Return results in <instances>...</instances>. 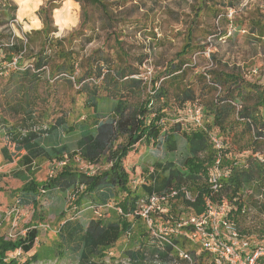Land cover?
I'll list each match as a JSON object with an SVG mask.
<instances>
[{"label":"trees","instance_id":"trees-1","mask_svg":"<svg viewBox=\"0 0 264 264\" xmlns=\"http://www.w3.org/2000/svg\"><path fill=\"white\" fill-rule=\"evenodd\" d=\"M64 1L67 0H48L39 8L37 16L43 28L26 33L28 44L15 36L13 41L11 36L0 34V75L6 72L3 63L13 67L9 69L4 88L6 104L11 113L22 114L26 121L21 126L0 122V142L5 141L0 152L6 164L18 160L15 175L23 185L12 195L19 199L20 207L31 206L34 212L25 236L9 242L0 237V264H6L12 254L17 255L19 251L28 254L35 248L40 237L38 224L49 214L47 203L58 194L76 196V207L82 204L86 209H93L96 215L88 225L75 216L58 217L61 219L57 232L59 247L67 256L65 259L73 264H106V259H111L110 252L124 238L129 249L110 264H135L136 261L152 264L156 258L169 261L176 250L152 237L146 221L138 213L142 202L147 203L151 196L161 197L173 191L178 195L172 204L182 199L192 212L186 218L202 214L208 201L227 203L232 208L230 222L242 235L253 239L242 224L251 213L264 221L263 75L255 61L243 65L223 63L211 52L212 66L202 69L191 63L190 58L209 46L197 42L208 34L200 28L204 17L218 20L223 28L219 37H226L231 27L234 36L245 32L250 47L264 51V9H248L244 7V0H193L187 15L190 20L181 33L184 36L181 50L156 72L148 85L139 71L124 60L123 41L119 36L114 39L117 48L113 49L125 65L106 64L100 53L105 54L104 48L90 56L82 49L94 41L84 33L88 28L93 32L94 28L100 29L112 38L117 28L138 26L143 19L147 26L149 19H129L133 14H126L127 0H72L82 9L80 26L62 39L51 35L57 30L52 29L51 17ZM145 1L158 6L177 0ZM91 9L96 16L91 15ZM134 9L140 10L136 6ZM17 10L11 0H0V27L15 20ZM32 34L41 35L43 42L40 50L33 53L30 64L23 66L20 59L31 48ZM152 36L156 39L155 33ZM75 39H80L79 49ZM46 78L49 81L64 78L70 84L74 81L79 87L78 94L84 98L87 118L74 125L80 130L75 150L64 142L63 119L59 117L51 125L37 122L36 96ZM189 106L201 110L202 120L199 125L194 122L185 129L179 120L180 112ZM62 116L66 117L67 113ZM212 137L221 141V149L214 146ZM45 139L52 140L53 147H41ZM150 147H159L174 159L156 163L149 183L137 192L133 190L127 164L142 149ZM77 158L105 168L97 167L96 174L88 175L79 170ZM218 158L229 176L222 181L221 189L213 192L209 178ZM43 160L55 162L56 166L50 177L39 181L32 166ZM248 194L253 197L246 199ZM254 196L261 200L255 201ZM172 204L166 213L151 214L156 224L175 223L183 218L173 213ZM106 207L109 209L103 213ZM258 232L263 239L264 225ZM15 262L11 260V264ZM200 264L213 263L203 254Z\"/></svg>","mask_w":264,"mask_h":264},{"label":"rangeland","instance_id":"rangeland-1","mask_svg":"<svg viewBox=\"0 0 264 264\" xmlns=\"http://www.w3.org/2000/svg\"><path fill=\"white\" fill-rule=\"evenodd\" d=\"M13 4L18 7L16 13V19L10 21L8 25L0 27V34L3 36H11L13 41L19 39L24 43H27L26 33L38 31L43 28L42 22L37 16V11L48 0H11ZM126 14L132 15L129 19L138 20L140 18H148L147 26L146 20L143 19L142 23L138 26H130L128 28L119 27L115 30L112 38L109 37V33L103 32L100 29L88 28L86 33L92 36L94 41L88 44L82 51L85 55H92L94 52L104 48L105 54L101 51V55L106 59V64L113 62V65L126 63L137 69L140 73V77L144 82L148 83L154 77L157 71H161L163 66L170 60H172L176 53L179 52L183 45V31L186 22L190 19L187 15L190 13L189 5L193 0H177L175 2L169 1V3L154 6L153 3L145 0H127ZM140 8L139 12L134 8ZM244 7L262 8L264 9V0H244ZM153 11V12H152ZM95 13L91 9V15ZM82 9L79 4L73 3L72 0L60 3V8L56 12H53L51 19L53 20V28L57 30L51 35L58 38H68L75 30L79 29L81 22ZM96 16V15H92ZM133 17V18H131ZM131 20V21H132ZM2 18L0 16V22ZM200 28L206 29V38H200L197 42L202 44H208L206 51L197 52L190 58L191 63L196 64L199 68L207 69L212 66L210 61V53L217 54V59L223 63L243 65L249 61L257 62V67L262 73V82H264V51L257 47H250V43L245 39V32H241L238 36L233 35L231 27L226 37H219L222 27L218 25V20L213 17H204ZM152 33L156 34V39L153 38ZM213 33H218L212 35ZM14 36L16 39H14ZM119 36L120 41H123L124 48V60L120 59V54L113 48H117L114 45V39ZM231 36V39L229 37ZM84 40V38H81ZM3 42H7L3 39ZM42 36L32 34L30 39V49L28 53L22 57L23 66H28L33 59V53L40 50L42 45ZM77 49L80 48V39H75ZM97 55H100L97 53ZM4 55L1 56L3 58ZM15 58V60H17ZM2 67L6 69L4 74L0 75V122L6 125H23L26 123L25 118L21 115L13 114L9 111L4 88L8 79L9 69H13L8 63H3ZM107 72V67H105ZM104 69V70H105ZM102 78L99 80L101 83ZM73 83H69L64 78H55L49 81L48 78L43 80L38 89L36 96V103L34 106L36 119L39 125L55 123V120L60 117L64 122L62 123L63 139L65 144L72 150L77 147V141L80 139V130L74 128V125L78 121L86 119L87 114L83 109L84 98L78 94L79 87ZM150 89V86H149ZM180 112L179 120L183 123L185 129L192 127L194 121V113L191 111L194 107ZM189 108V109H188ZM63 113H67V116H62ZM62 120V121H63ZM28 122V121H27ZM53 141L45 139L41 142L40 146L45 149L53 147ZM5 145V141L0 142V149ZM172 155H168L165 151L159 147H150L149 149H142L139 155H135L130 159L127 164V168L132 176V187L137 192L141 191V186L149 183V176L154 169H156V163H166L173 160ZM178 160V157L175 158ZM16 160L13 164H6L5 160L0 152V237L4 241L9 242L25 236L27 227L32 223L33 208L31 206L20 207L12 193H18L23 183L16 178V173L19 169ZM80 171L79 163L75 162ZM55 162H48L43 160L33 164V170L35 176L39 181H44L50 177L55 171ZM99 170L105 167L97 166ZM248 194L245 198L247 199ZM253 197V196H250ZM254 200L257 201L256 196ZM77 197L68 195L63 196L58 194L47 203V209L49 214L45 217L44 221H41L38 226L40 229V237L36 243L35 248L28 254L19 253L12 254L6 259L8 264H11V260H15L14 264H73L71 261L65 259L67 256L63 255V251L59 247V239L57 232L60 226V220L58 217H65L64 219L75 218L80 219L85 225H88L91 218L96 216L93 209H86L81 205L76 207ZM173 213L181 214L183 218L190 215L192 212L188 209L182 199L177 200L172 204ZM109 208L103 209L105 213ZM256 213L249 214L248 220L242 225L251 234L253 239H261L262 235L258 230L263 227L264 221L258 218ZM263 223V224H261ZM125 239V238H124ZM123 241V240H122ZM113 255H118L117 249L112 250ZM6 263V264H7Z\"/></svg>","mask_w":264,"mask_h":264},{"label":"built area","instance_id":"built-area-1","mask_svg":"<svg viewBox=\"0 0 264 264\" xmlns=\"http://www.w3.org/2000/svg\"><path fill=\"white\" fill-rule=\"evenodd\" d=\"M191 111L194 113L193 121L199 125L202 120L201 110L195 107ZM211 141L217 149L223 147L216 137H212ZM76 161L88 175L97 173L96 166L80 158ZM228 176L229 171L222 169L218 158L209 178L212 191L218 192L222 181ZM177 195L173 191L161 197L151 196L147 203L142 202L140 206L138 214L146 221L152 237L169 243L176 250L169 261L163 262L156 258L152 264H200L203 254L213 264H264V238L252 239L242 235L229 220L232 208L227 203L208 201L207 209L200 215L181 218L175 223L156 224L151 214L155 211L168 212ZM186 196L190 198L189 193Z\"/></svg>","mask_w":264,"mask_h":264},{"label":"crops","instance_id":"crops-1","mask_svg":"<svg viewBox=\"0 0 264 264\" xmlns=\"http://www.w3.org/2000/svg\"><path fill=\"white\" fill-rule=\"evenodd\" d=\"M22 153H24V152H22ZM115 249H117L118 255L117 256L113 255V253L111 251L110 255H109V257L111 259H106V264H110L113 261L119 260L124 255V254H122V252L129 249V246L127 244V240L123 239V241H121V243H119V245ZM135 264H141V261H136Z\"/></svg>","mask_w":264,"mask_h":264}]
</instances>
